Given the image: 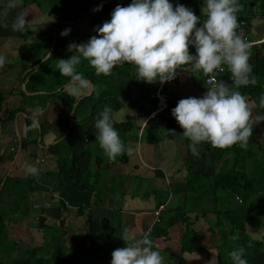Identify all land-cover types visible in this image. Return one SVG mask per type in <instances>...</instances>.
<instances>
[{
    "label": "trees",
    "instance_id": "trees-1",
    "mask_svg": "<svg viewBox=\"0 0 264 264\" xmlns=\"http://www.w3.org/2000/svg\"><path fill=\"white\" fill-rule=\"evenodd\" d=\"M187 1L189 8L197 16H201L204 0ZM93 2L94 0H23L24 5L30 3L40 11H49L53 18L52 26H55L48 37L36 40L38 45L43 47V51L33 62L25 78L33 71L34 65L49 52L54 37L55 43L50 56L33 72L26 84L28 92L46 91L48 93L35 96H28L23 90H20V93L29 99L40 98L45 101L59 99L64 105V116L67 118L64 122V131L68 128L69 111L78 97H72L65 92L63 85L72 84L69 77L60 75L56 68L57 60L68 59L74 54V52L68 51V46L71 43H79L81 40L86 43L92 36L98 35L97 26H102L104 22L111 20V14L118 4L128 6L133 0H121L117 4L98 0L89 10V6ZM238 2L241 5V10L237 15L247 19H252L256 14L264 15V0H238ZM94 9L99 10L94 11ZM66 21L73 22L67 23ZM80 22L86 26L85 32L82 28L77 27V23ZM65 29H70V32L68 35L62 36L61 32ZM250 52V63L253 66L252 75L258 79V83L255 86L248 85L238 90L248 97L249 102H255L256 107L253 109L264 113V108L259 107L260 98L264 96V43L251 46ZM78 71L94 85L92 93L79 101L74 113L75 119L83 115L85 119L92 121V124L84 131V137L88 141L98 142L96 140L98 130L95 128V122L99 113L107 106L112 109L113 114L122 107H130L133 110L130 114H126L124 120L116 121L114 124L124 144L133 141L135 145L137 139L140 138L142 142L155 145L164 137L179 139L178 141L184 144V161L182 163L185 181L169 183L162 188L155 189L158 195H163V199L171 194L181 195L182 204L161 211L159 222H155L148 231L149 238H165L168 235V228L182 222L186 225L181 233V250L187 252L201 250L200 244L204 238L203 230H194L187 224L188 219L191 218L190 215L193 214L195 218H205L214 230L221 231L229 227L228 235L224 233L221 236L223 239L221 244L215 246L217 264H232L228 254L241 246L246 250L245 259L248 264H264V240L253 238L247 232L248 226L264 228V142L256 139L250 150H245L238 144L226 149L214 148L205 142L198 146L200 154L195 157L190 149V140L184 135L176 136L173 132L180 125L172 115V109L177 106L181 97H169L166 108L157 113L159 120H151L141 131L130 120L131 117L139 115L147 116L159 108V100L151 97L158 88L159 80L154 83L136 81V67L129 63L115 67L111 75L105 76L97 75L89 62L82 58L81 64L78 65ZM183 72L186 71L178 70L176 78L164 84V92L169 94L170 84L177 82ZM189 72L193 77L195 87L204 94L207 88L203 82L202 72ZM113 79V92H108L110 80ZM227 82L231 84V80H227ZM1 100L0 97V103ZM17 110H6L9 114L6 119L13 121ZM33 121L31 118L24 119L26 131L21 137V149L25 151L31 144L37 146L39 133L37 127H32ZM39 127L42 134L45 131V125L39 123ZM62 135L60 134L59 137ZM71 136L72 133L69 130L64 138L48 148V153L55 156L56 170L49 171L47 174L67 175L75 188L89 194L90 226L88 236L91 240L90 246L84 248L77 241L79 248L68 250L60 240V224H57L55 230L49 232L50 239L45 240L43 245L30 246L23 251L22 257L8 263L4 262L2 257L8 256L18 249V243L9 237L8 223L16 221L14 215L19 211L21 212L18 214L19 220L30 216L32 211L31 195L38 191V196H41L44 191L48 190L42 180L32 175L23 177L9 174L1 185L4 172L0 174V264H78L79 255H84L86 252H89V255L103 248L101 245L100 248L94 247L96 240L93 239V233L97 227L101 226V222H104L105 214L103 212L108 210L105 207V199L101 190L104 159L101 154L93 153L89 148L74 149L71 144ZM30 155L36 157L34 152ZM12 157L13 154L8 160L11 161ZM116 160L127 162V152L118 156ZM153 175L154 179H165L163 172L158 168H154ZM208 198H211L213 206L209 204ZM22 202H24L23 205ZM160 204L161 202L158 200L156 206ZM240 207L243 209L240 210ZM45 208L44 205L39 206L35 208V212L41 214ZM83 210L84 206L78 208L79 212ZM119 210L120 208L113 213L115 217L119 215ZM209 213L213 216L212 220L208 217ZM115 225V229L119 230L120 223L117 222ZM102 232L104 236L103 239L101 238L102 240L107 241L112 236L110 233L112 231L106 232L105 228L102 229ZM230 237H235V239H230ZM45 247L58 248L59 253L49 257L40 256V252Z\"/></svg>",
    "mask_w": 264,
    "mask_h": 264
},
{
    "label": "clouds",
    "instance_id": "clouds-1",
    "mask_svg": "<svg viewBox=\"0 0 264 264\" xmlns=\"http://www.w3.org/2000/svg\"><path fill=\"white\" fill-rule=\"evenodd\" d=\"M16 7H22V0H9L8 8ZM240 10L238 0H204L201 16L183 4L174 6L170 0H133L128 6L118 4L111 20L97 26L98 35L86 43H71L68 51L74 54L68 59H58L56 68L74 85L68 92L72 97L80 95L90 83L78 71L82 58L97 75L105 76L111 75L117 66L133 64L138 79L148 83L175 79L180 69L202 72L208 77L204 81L207 87L204 95L183 98L172 109V115L184 129L183 135L191 142L192 154L199 156L198 146L205 142L214 148L226 149L238 144L247 150L256 104L249 102L238 89L255 86L258 79L252 75L251 45L242 32L237 31ZM6 11L0 14L6 15ZM27 16V11L21 10L11 24L12 30L37 31ZM2 26L8 27L7 24ZM69 32L70 29H65L61 35ZM192 45L196 48L195 55L190 52ZM5 64L6 57L0 54V69ZM188 65L191 69L185 67ZM225 65L231 73V84L217 79ZM259 107L264 108V96L260 98ZM255 121H264V116L255 117ZM115 123L112 109L107 106L95 122L96 140L112 161L126 151L131 154V148L125 147ZM38 126L39 121L34 120L32 127ZM39 171L34 165L26 166L27 175L38 176ZM122 238L127 246L112 252L111 264H164V257L154 248L148 234L138 238L126 232ZM228 255L232 264H248L243 246Z\"/></svg>",
    "mask_w": 264,
    "mask_h": 264
},
{
    "label": "crops",
    "instance_id": "crops-1",
    "mask_svg": "<svg viewBox=\"0 0 264 264\" xmlns=\"http://www.w3.org/2000/svg\"><path fill=\"white\" fill-rule=\"evenodd\" d=\"M8 4L9 0H0V13H4L5 10H7L6 15L0 14V54L6 57L5 66L0 69V97L2 98L0 103V140L1 137H4L1 142L5 143L0 144V174L5 172L6 175L10 168V163L15 156V161L9 174L12 173V175L25 177L27 176L26 166L31 164L40 170L37 176L39 180L44 179L43 176L45 175L49 176L48 180H42L44 182L43 184H46L48 187V190L44 191L41 196H38V191L31 195V203H36L35 207L32 205L33 208L43 205L46 206V208H48L47 205H49V207H55L56 205L54 204L58 201L55 202L53 198L58 196L62 197L64 195V243H66L65 241L68 239L66 237L71 236L68 240H74L75 246L77 247L69 248L66 246L68 250L79 248V245L76 243L77 241L81 246L86 248L90 246L91 242L88 236L90 226V215L88 211L90 205L89 194L86 191L75 188L69 181L67 175L58 174L55 176V174H47L49 171H55L56 167L55 169H48L45 163L46 160H49V157L52 156L53 159L55 158L54 155L48 153V148L50 145L55 144L58 139L64 138V132L67 130L64 131V105L59 99H49L48 101L40 98L29 99L20 93V90H23L22 84L24 82L27 84L28 78L35 72L34 69L38 62L34 65L33 71L30 72L31 75L29 73L28 77L25 78L27 72L30 70L39 54L43 51V47L38 45L36 40L39 38H46L50 35L51 30L54 29V26H52L53 18L49 11H40L34 4L30 3L24 5L23 0L22 7L8 8ZM21 10L27 11V20L34 25L37 31H32L30 29L27 32H16L12 30L11 24ZM254 18L256 20L255 25L252 24ZM250 23L251 37L253 39L260 38L264 34V15L256 14L250 19ZM4 24H7L8 27H3L2 25ZM18 40H21V42ZM25 46H30V48H26ZM188 68L191 69V66ZM138 78L137 75L136 81L145 82ZM88 88L89 86L86 89H82L81 94L77 97L79 98L84 95L88 91ZM169 89L170 97L177 96L183 99L188 97L200 98L204 95L195 87L193 77L191 73L187 71L181 73L179 80L170 84ZM34 92L25 94L28 96H35L48 93L46 91ZM65 92L68 94L69 88L66 89ZM127 108L128 107H122L121 109ZM14 109H18L14 120H7L6 118L9 114L6 110ZM37 109H39V111H37ZM128 109L127 112H124V116L120 117L117 121L124 120L126 114H130L133 111L130 110L131 108ZM25 118H31L33 120H38L39 123H43L45 125V131L41 134L37 127L38 136L41 137L40 144L37 142L39 145H34V148H31V146H33V144H31L28 150L25 151L21 149L20 152L17 153L18 138L16 129L18 128L21 137L25 134ZM153 119L159 120V114L148 119L145 125ZM130 120L135 122L134 124L141 130V128L143 129L145 126L142 127V124H144L146 116L139 115L137 117H131ZM74 124H76L75 131L73 130ZM90 124H92V121L90 119H85L83 115L75 119L70 128L71 133L73 132L71 144L74 149L86 147L91 150L88 145L91 141H88L84 137V131ZM60 134L63 135L59 137ZM79 137L83 138L82 142L77 140ZM178 140L179 139L175 141L169 138L163 139L157 143L156 147L144 141H137L135 145L133 141H128L124 144L126 148H131V154L126 151L128 156L127 162L110 160L105 155L103 149L100 148L99 142H95V153L98 154L97 152H99V155L101 154L104 159L102 165L103 176L101 177V190L105 199V207L108 209L103 212L105 214L104 222H109V220L110 223L113 222L114 224L119 222L121 226L119 230L113 229L112 232L109 231L112 233V236L107 241L102 240L104 236L101 231L98 233L95 231L93 233V239L96 240L94 247L100 248L102 243L106 244L102 249L96 252L94 251L101 264H111L112 252L117 248L127 246L126 241L122 238L126 232L138 238L143 234H148L151 226L155 223L154 211L159 206H163V210L172 207L170 202L173 196V206L182 204V198L179 194H171L169 197L163 199V195H158L157 192H155V189L162 188L169 183L185 181L183 178L184 170L182 163L184 161V144ZM173 141L179 146L177 147L178 154L173 148ZM11 148H14V150H11ZM32 152L36 154L35 158L30 155ZM11 154H13V157L11 161H9L8 158ZM104 163H106L107 166L105 165L104 167ZM115 163L119 164V166L116 167ZM111 164H114L115 172ZM109 167L112 169L110 174ZM154 168L160 169L165 179H154ZM130 178L135 179L136 182L134 180L131 181ZM140 179L149 180V182L153 180L154 183L158 180L159 183L157 185L153 184L152 187L150 185V187H142ZM164 180H166V183H164ZM175 195L177 196L175 197ZM158 200H160L161 204L156 206ZM209 201L207 202L213 206L211 198ZM81 206H84V210L79 212L78 208ZM118 208H120L119 215L115 217L113 213L116 212ZM45 212L46 210H44V213ZM190 217L191 218L187 221L188 226L194 230H203L204 238L200 244L202 247L201 250L194 252L181 250V233L186 225L182 222H178L168 228V235L165 238H150L153 241L154 248L161 252L164 257V264H217V252L215 248V240L219 238L216 232L217 230L211 228L205 218H195L193 214H191ZM208 217L211 220L213 219L211 213H209ZM104 222L102 221L101 224ZM248 227L252 228L254 234L251 236L253 238L264 240V234H259L257 232L259 229L264 231V228ZM97 242H99V245ZM82 257V255H79V261ZM81 264H86V262L82 261Z\"/></svg>",
    "mask_w": 264,
    "mask_h": 264
},
{
    "label": "rangeland",
    "instance_id": "rangeland-1",
    "mask_svg": "<svg viewBox=\"0 0 264 264\" xmlns=\"http://www.w3.org/2000/svg\"><path fill=\"white\" fill-rule=\"evenodd\" d=\"M105 1H107L109 3L117 4L121 0H105ZM255 22H256V20L254 18L252 20V24L255 25ZM82 23L83 22L77 23V27L78 28H82L83 32H85L86 31V26L82 25ZM83 35L85 36L86 34H83ZM18 41L21 42V40H18ZM82 41L83 40H81L77 44L83 43ZM28 47L30 48V46H28ZM28 47H26V48H28ZM112 82H114V79L112 81L110 80V85L108 86V89H109L108 92H113L112 88H113L114 84ZM73 86L74 85H69L68 88L70 89ZM65 90H66V88H65ZM128 108H130V107H128ZM128 108L127 109L118 110L115 114H113L115 121L120 119V117L124 116V112H127L129 110ZM130 110H132V109H130ZM252 114H253V118H254L253 132H252V136L249 139V145H248V148H247L248 150H250V148H252V146L254 145V142L256 141V139L260 140L261 142H264V121H261V122L255 121V117L264 116V113H260L257 110L253 109V113ZM66 119H67L66 116H64V122L66 121ZM133 123H135V122H133ZM76 124L73 125V130L74 131H75V128H76ZM173 132H174V134H176V136L181 137L183 135L184 129L182 127L178 126V127H176L173 130ZM3 138L4 137H1V140ZM82 139L83 138L79 137L77 140L79 142H82ZM163 139H167V138L165 137ZM1 140H0V144H5V143L1 142ZM175 140L176 139H174V141ZM138 141H140V138H138ZM174 141H173V148L177 151V154H178V148L177 147H179V146ZM166 142H168V141H166ZM95 144H96L95 142L88 143V145L91 148V150L93 151V153H95V151H96L95 150V146H94ZM37 145H39V144L37 143ZM156 145L157 144H155V147H156ZM32 147L34 148V145L31 146V148ZM97 153L99 154V152H97ZM45 163H46L48 169H55V167H56V160L53 159L52 156L49 157V160L48 161L46 160ZM105 165H106V163H104V167H105ZM111 165H112V169H114V172H115L114 164H111ZM115 165H116V167L119 166V164H116V163H115ZM40 167H41V165H40ZM112 169L109 167V174L111 173ZM43 177H44V179H42V180H45V179L48 180L49 176L45 175ZM130 179H131V181H133V180L135 181V179H132V178H130ZM140 183H141L142 187H146V186L147 187H150V186L152 187L153 184L157 185L159 182H158V180H156L155 183H154L153 180L151 182H149V180L140 179ZM164 183H166V180H164ZM177 195H175V197ZM53 200L55 202L58 201L59 203L58 202L55 203L54 204V205H56L55 207H49V205H47L48 208L45 209L46 210L45 213L43 212V213L40 214V213L35 212V208H33V206L35 207L36 203L34 204V202H33V203L30 204V206L32 208L30 216H28L24 220H19L20 217H19L18 214H20L21 212L19 211L18 214L14 215L15 220H17V221H12V222L8 223V232H9V237L12 240H14V241H16L18 243V249L13 251L12 253H10L8 256L2 257V260L4 262L8 263V262L12 261L13 259L22 257L23 256V254H22L23 251L26 248L30 247V246L43 245L45 240L50 239V233L49 232H52L51 230H55V227L57 226V224H60V230L59 231H60V234H61L60 240H61L62 244L63 245L67 244L65 246H67L69 248H76L77 247V246H75L74 240H68L69 238H71V236H67L66 238H68V239H67V241H65L66 243H64V205H63L64 204V195L62 197H60V196L54 197ZM173 202H174V196H173L172 201L170 202L171 206H173L172 205ZM23 203L24 202H22V205H23ZM58 221H59V223H58ZM100 225H101L100 227H97L95 229V231H97V233L99 231L102 232L103 228H105L106 232L112 231L113 229L116 228V225L113 222L110 223V220H109V222H104L103 224H100ZM227 230H229V227H228V229L226 227V230H221V231L217 230L216 231L217 234L219 235V238L217 240H215L216 241L215 244L217 246H218V244H221V242L223 240V239H221V236L224 233H227V235H228V231ZM247 232H248V234L250 236L254 234L253 231H252V228H250V227H248ZM257 232L259 234H264V231H262L261 229L257 230ZM97 244L99 245V242H97ZM103 246H104V243H102V247ZM216 252H217V250H216ZM58 253H59V249L58 248L49 249V248L45 247L40 252L39 255L40 256L49 257V256H52V255H57ZM83 253H85V252H83ZM88 253L89 252H86L84 255H82L83 257L78 262L79 264H81L82 261H85L86 264H101L100 260L98 261L97 254L95 252H92L89 255H88ZM0 255H1V253H0Z\"/></svg>",
    "mask_w": 264,
    "mask_h": 264
},
{
    "label": "built area",
    "instance_id": "built-area-1",
    "mask_svg": "<svg viewBox=\"0 0 264 264\" xmlns=\"http://www.w3.org/2000/svg\"><path fill=\"white\" fill-rule=\"evenodd\" d=\"M171 3H173L174 6L178 5V4H183L186 7H189L188 1L187 0H171ZM205 17H201V19L203 20ZM238 18V24H239V28H238V32H242L243 38L251 45H256V44H260V43H264V34L257 39H253L250 35V28H251V23H250V19L245 18L244 16H240L237 15ZM190 52L195 55L196 54V48L194 45L190 46ZM225 70L223 72H219L217 74V79H223L225 81L227 80H231V73L228 70L227 66H224ZM202 78H203V82L205 80L208 79V77H205L202 73ZM164 83H161L159 81V85L158 88L156 90V92L154 94L151 95V97H155L159 100L160 102V106L159 108H157L156 110L152 111L149 115L146 116V120L144 122V124H142V127L145 125L146 121L150 118H153L158 112H161L164 108H166L167 106V101L170 97L169 94H167L166 92H164ZM205 85V82H204ZM206 87V85H205ZM207 88V87H206ZM142 129V128H141ZM141 131V130H140ZM11 150H14V148ZM163 206H159L155 211H154V222H159L160 220V213L163 210Z\"/></svg>",
    "mask_w": 264,
    "mask_h": 264
},
{
    "label": "water",
    "instance_id": "water-1",
    "mask_svg": "<svg viewBox=\"0 0 264 264\" xmlns=\"http://www.w3.org/2000/svg\"><path fill=\"white\" fill-rule=\"evenodd\" d=\"M97 1H98V0H94V2L90 5L89 10L95 5V3H96ZM66 22H67V23H72L73 21H66ZM54 28H55V26H54ZM54 43H55V37H54V40H53V43H52V46H51L49 52L46 54V56H45L43 59H41V60L37 63V65H36L34 71H36V70L38 69V67L42 64V62L45 61V60L50 56V53H51L52 50H53V45H54ZM30 75H31V73H30ZM88 81H89V80H88ZM89 82H90V83H89L88 91H87L84 95H82L81 97H79V98L74 102V104L72 105V107H71V109H70V111H69V124H68V128H67V130L64 132L63 137H65V136L67 135V133L69 132L70 128L72 127V125H73V123H74V121H75L74 113H75V109H76V107H77L79 101H80L83 97H85V96H89V95L92 93V91H93L94 85H93V83H92L91 81H89ZM68 85H69V83L64 84L63 87L66 88ZM22 89L24 90L25 93H29V92L26 90V82H24V83L22 84ZM34 93H39V92H34ZM15 123H16V121H15ZM16 128H17V124H16ZM38 128H39V133H40V127L38 126ZM16 133H17V138H18V150H17V153H19L20 150H21V146H22L21 143H22V141H21V135H20L19 132H18V128L16 129ZM61 139H62V138L58 139L56 142H58V141L61 140ZM40 140H41V137L38 136V138H37V142H39V144H40ZM56 142H55V143H56ZM14 161H15V156H14V158L12 159V161H11V163H10V168H9L8 172L6 173V175L4 176V178H3L2 182H1V185H3V183H4L5 179H6V177L9 175L10 170H11L13 164H14ZM1 185H0V186H1ZM242 209H243V207H240V210H242ZM105 245H106V244H104V246H105ZM107 245H109V244H107Z\"/></svg>",
    "mask_w": 264,
    "mask_h": 264
}]
</instances>
